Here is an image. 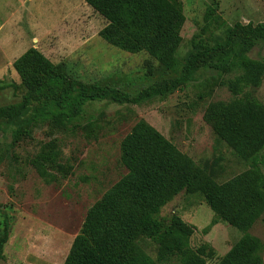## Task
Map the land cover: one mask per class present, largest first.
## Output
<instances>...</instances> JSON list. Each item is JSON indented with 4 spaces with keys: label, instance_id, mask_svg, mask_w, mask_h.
<instances>
[{
    "label": "rangeland",
    "instance_id": "obj_1",
    "mask_svg": "<svg viewBox=\"0 0 264 264\" xmlns=\"http://www.w3.org/2000/svg\"><path fill=\"white\" fill-rule=\"evenodd\" d=\"M174 1L184 23L176 52L179 65L172 71L145 52L133 54L106 43L98 35L106 21L85 0H0V81L14 84L0 89V106L21 100L24 88L12 64L30 47L52 63H62L77 80L134 96L156 81L179 76L193 53L224 42L236 23L264 22V0ZM212 2L217 6L215 17L203 29L205 10ZM246 56L264 62V43ZM215 61H203L185 84L163 97L139 104L87 103L81 119L63 129L37 124L28 136L18 138L13 136L17 124L0 120V234L3 215L9 221L0 264L63 263L87 210L126 173L120 142L139 120L154 127L217 183L246 170L248 163L203 119L209 103L233 97L227 86L233 72L211 67ZM250 90L264 104V74L260 85ZM48 143L59 167H47L46 177L32 160ZM172 214L193 227L192 247L208 244L214 250L206 264H216L242 235L219 219L210 225L214 213L199 193L176 194L160 211L165 218ZM248 232L262 241L264 264V212ZM136 243L156 259L155 244L142 237Z\"/></svg>",
    "mask_w": 264,
    "mask_h": 264
},
{
    "label": "trees",
    "instance_id": "obj_2",
    "mask_svg": "<svg viewBox=\"0 0 264 264\" xmlns=\"http://www.w3.org/2000/svg\"><path fill=\"white\" fill-rule=\"evenodd\" d=\"M105 21L98 35L109 45L129 53L145 52L161 66L175 71L184 15L174 0H85ZM216 4L205 10L204 27L215 17ZM264 43V22L236 23L226 40L193 53L177 77L156 81L134 96L110 86L71 77L62 63L54 64L30 47L13 61L24 93L21 100L0 106V120L17 124L14 137L30 134V127L47 124L63 129L81 119L87 103L102 100L139 104L180 88L203 61L218 70L232 71L228 102L207 105L203 119L248 168L223 183L211 179L154 127L137 121L120 142L122 175L86 212L62 264H206L214 255L208 244L192 247L193 227L176 214L160 211L179 192L199 193L214 213L241 237L216 264H263V243L248 230L264 212V104L251 92L264 74V62L246 56ZM14 84L0 81V89ZM51 144L32 160L36 170L49 177L59 167ZM56 164V165H55ZM0 259L7 241L9 221L3 215ZM146 238L156 245V259L136 243Z\"/></svg>",
    "mask_w": 264,
    "mask_h": 264
}]
</instances>
